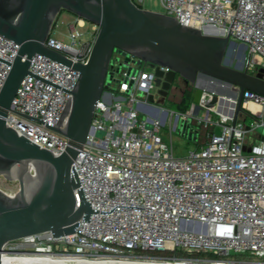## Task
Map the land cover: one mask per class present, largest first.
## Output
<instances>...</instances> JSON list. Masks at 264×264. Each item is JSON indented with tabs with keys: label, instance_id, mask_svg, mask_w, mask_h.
<instances>
[{
	"label": "built area",
	"instance_id": "obj_1",
	"mask_svg": "<svg viewBox=\"0 0 264 264\" xmlns=\"http://www.w3.org/2000/svg\"><path fill=\"white\" fill-rule=\"evenodd\" d=\"M134 1L148 8V0ZM161 2L163 12L181 23L241 42L251 69L264 66V0ZM86 24L87 19L76 15L68 23V40L52 32L47 45L86 62L100 29L93 23L86 37L80 29ZM19 49V43L0 34V91ZM113 60L110 87L73 163L81 182L75 189L77 205L82 189L93 212L70 234L43 232L10 240L3 251H46L110 264H264V95L247 92L237 120L227 107L225 113L206 107L211 94L202 99L204 113H196L194 103L187 111H171L149 99L158 70L164 79L169 66L139 62V57L121 52H115ZM30 71L6 122L59 155L68 137L49 125L61 118L79 71L40 53L31 58ZM249 102L261 108L255 110ZM167 123L170 143L161 134ZM187 124L195 125L188 132L198 136L200 144L180 156L173 131L182 133ZM18 190L19 182L6 192L15 195Z\"/></svg>",
	"mask_w": 264,
	"mask_h": 264
},
{
	"label": "water",
	"instance_id": "obj_2",
	"mask_svg": "<svg viewBox=\"0 0 264 264\" xmlns=\"http://www.w3.org/2000/svg\"><path fill=\"white\" fill-rule=\"evenodd\" d=\"M63 10L100 26L86 62L74 61L47 45ZM0 34L20 44L0 91V175L19 182L15 195L0 188V264L8 241L43 232L62 237L74 232L78 221L93 212L82 189L77 205L75 189L81 182L73 163L92 131L97 105L110 87L115 52L171 68L164 79L158 70L157 93L149 95L152 102L164 104L175 81L183 79L192 86L196 113L204 95L211 94L205 106L231 103V114L237 120L247 92L264 95V66L250 72L246 55L244 69L232 66L227 55L236 42L230 35L203 32L134 0H0ZM241 47L245 49V45ZM38 53L79 71L61 118L49 125L68 137L66 150L59 155L20 135L6 122L23 79L33 74L31 58ZM228 85L234 91L223 95L221 90ZM194 128L187 124L183 135L192 138L188 131ZM220 132L217 127L216 133Z\"/></svg>",
	"mask_w": 264,
	"mask_h": 264
},
{
	"label": "rangeland",
	"instance_id": "obj_3",
	"mask_svg": "<svg viewBox=\"0 0 264 264\" xmlns=\"http://www.w3.org/2000/svg\"><path fill=\"white\" fill-rule=\"evenodd\" d=\"M144 7H148L152 10L163 12V4L161 0H148L147 4L144 5ZM76 15L70 11L63 10L56 22L55 28L53 30V34L64 38L65 40H68L67 34H68V23L74 20ZM93 25V22L90 20H87L86 26L80 28L82 31H84L86 34V37L90 36L91 33V27ZM90 31V32H89ZM236 45H234L229 52L228 60H230V64L232 66H240L243 69L246 65V59H245V53L246 49H243L241 47V42L235 41ZM123 64L120 66V69H123ZM129 66V64L127 65ZM250 72H253L252 69H249ZM225 84V83H224ZM176 84H174L175 86ZM223 95H228L229 92H233V86L228 85L225 88L221 90ZM152 93H157V89L153 88ZM172 90L170 91L169 95L167 96L166 101L164 104H160L157 101H153L152 103L154 105H161L162 107L171 110V111H181L186 104L189 103L190 100H184L180 101L179 94L173 93ZM142 96L143 94L140 93ZM193 106V100L190 101V108ZM201 113L205 112L204 108H201ZM141 116H146L144 113H141ZM251 118H247V123H250ZM264 131V129H262ZM161 134L165 141L168 143L171 142V136H170V125L167 123L162 127ZM99 135H104V132H99ZM173 144L175 148V153L180 156L186 155L191 149L196 148L200 144V140L198 136L195 137H189L183 135L180 131L175 130L173 131ZM18 187V182L15 180L7 179L5 176L0 175V188L4 189L5 191H12L15 190ZM26 254V253H25ZM24 257V254H20L18 258Z\"/></svg>",
	"mask_w": 264,
	"mask_h": 264
},
{
	"label": "bare ground",
	"instance_id": "obj_4",
	"mask_svg": "<svg viewBox=\"0 0 264 264\" xmlns=\"http://www.w3.org/2000/svg\"><path fill=\"white\" fill-rule=\"evenodd\" d=\"M225 104L226 103H218L215 107L225 113ZM230 104V103H229ZM227 105V104H226ZM251 108L255 110H259L261 106L255 102L247 103ZM24 254V257L18 258L20 254L16 253H7L3 251V264H110V263H103V262H88L84 261L79 258H73L70 256H61L55 255L50 252H42V253H35L31 254ZM114 264V263H111ZM122 264V263H121ZM125 264H177L174 262H165V263H153V262H146V263H125ZM179 264V263H178ZM181 264H189V263H181Z\"/></svg>",
	"mask_w": 264,
	"mask_h": 264
},
{
	"label": "flooded vegetation",
	"instance_id": "obj_5",
	"mask_svg": "<svg viewBox=\"0 0 264 264\" xmlns=\"http://www.w3.org/2000/svg\"><path fill=\"white\" fill-rule=\"evenodd\" d=\"M229 55V54H228ZM227 55V56H228ZM230 61V60H229ZM246 67V65H245ZM250 69V67H249ZM258 70V68H254L252 69L253 72H256ZM176 84L173 89H172V92L173 93H176V94H179V97H180V101L183 100V98L185 97V95L188 93V92H192V86L190 84H188L185 80L183 79H177L175 81ZM173 84V85H174ZM172 93V94H173Z\"/></svg>",
	"mask_w": 264,
	"mask_h": 264
},
{
	"label": "trees",
	"instance_id": "obj_6",
	"mask_svg": "<svg viewBox=\"0 0 264 264\" xmlns=\"http://www.w3.org/2000/svg\"><path fill=\"white\" fill-rule=\"evenodd\" d=\"M184 100H190V101L193 100L192 92H188V93L185 95V97L183 98L182 101H184ZM190 101H189L188 104H186V105L184 106V108H183L181 111H187V110L190 109Z\"/></svg>",
	"mask_w": 264,
	"mask_h": 264
},
{
	"label": "crops",
	"instance_id": "obj_7",
	"mask_svg": "<svg viewBox=\"0 0 264 264\" xmlns=\"http://www.w3.org/2000/svg\"><path fill=\"white\" fill-rule=\"evenodd\" d=\"M226 104H227V103H226ZM226 104H225V108L227 107V108L230 109V107L232 106L231 103H230V104H227V105H226ZM229 109L227 110L228 112L231 111V110H229ZM225 110H226V109H225Z\"/></svg>",
	"mask_w": 264,
	"mask_h": 264
}]
</instances>
